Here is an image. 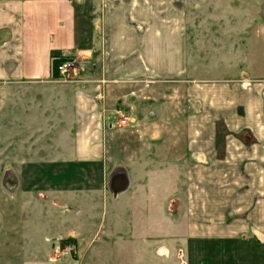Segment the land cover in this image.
I'll return each instance as SVG.
<instances>
[{"label": "crops", "instance_id": "0c3cea01", "mask_svg": "<svg viewBox=\"0 0 264 264\" xmlns=\"http://www.w3.org/2000/svg\"><path fill=\"white\" fill-rule=\"evenodd\" d=\"M260 43L264 61V26ZM60 58L73 68L58 90L52 63ZM186 76L185 13L173 0H0L4 138L22 124L19 138L42 150L22 170L52 173L42 188L52 195L32 209L9 212L2 201V220L18 226L1 229L0 264H75L26 253L106 234L109 220H153L159 179L161 218L170 219L171 204L184 218L175 230L183 264H264V84ZM31 91L35 98L14 95ZM171 171L181 172L172 187L183 192L169 191ZM82 185L84 196L54 195ZM6 235L17 236L15 249ZM12 250L21 253L14 260Z\"/></svg>", "mask_w": 264, "mask_h": 264}, {"label": "rangeland", "instance_id": "374dc122", "mask_svg": "<svg viewBox=\"0 0 264 264\" xmlns=\"http://www.w3.org/2000/svg\"><path fill=\"white\" fill-rule=\"evenodd\" d=\"M173 1L178 8H183L185 13L187 80L207 83L230 80L239 83L241 79L246 78L249 80V87L264 84V61L256 60L259 46H262L261 43L258 44V41L263 38L264 6L262 0ZM245 57L249 58L245 59ZM67 74L68 72L63 76L64 78H60L58 74L52 82L54 87L61 89L66 84L64 82L68 81ZM175 85H178L177 82L171 84V89ZM31 92H18L14 95L23 96V99L35 98L36 92ZM170 94L171 100L176 102L182 96L181 90L179 91L177 87ZM39 98L42 99V97ZM17 111L16 109L14 111L15 121ZM1 116L0 110V233L3 226L8 228L18 226V221L15 219L2 220V201L10 202L4 205V207L8 206L9 212H16L25 203L32 209L35 206V200L40 201V198L45 199L52 195L49 190L45 193V189H42L45 185H50L51 172L35 173L22 170V165L26 163H29L28 167H34L33 162L39 160L35 153L42 150L35 144V141L19 138L23 136L21 133L18 134L22 124L18 126L11 123L10 126L14 125V138L12 135L9 139L4 138L6 135L3 134ZM121 127H115L113 130H119ZM252 142L248 136H244V143L248 145V149L251 148ZM74 174L76 175V172ZM156 174L162 175L161 173ZM180 174L181 172L171 171L169 180H166V184L170 186L169 191H173L174 194L183 192L181 188L172 187V185L177 186V178ZM78 175L82 177L83 173L79 172ZM37 176L39 180L35 182ZM161 184L160 179L155 182V218L153 220L140 218L122 221L109 220L103 225V227L106 226L104 228L106 234L92 237L77 236V239L68 238L56 242L55 248H51V242H49L48 252H27L26 256L30 258L35 255L40 257L41 254H48L52 256V260L73 261L75 264H183L182 253L179 251V244L183 237L177 235L175 230L183 227L181 224L184 218L179 219L177 204L168 206L166 213L170 219L165 221L161 218L163 207L160 203ZM53 191L55 196L68 195L69 197L70 195L76 198L87 194L83 185L82 190L74 188L73 194L57 192L56 189ZM128 228H131L132 232ZM164 228H169L170 232L167 233ZM85 230L83 228L84 233ZM163 231L166 233L163 234ZM6 238L10 239L6 243L15 249L17 247L15 244L19 243L16 241L17 236L6 235ZM28 242H32V237L26 236V244ZM84 242L87 244L83 245ZM20 254L13 250L8 253L9 258L13 260Z\"/></svg>", "mask_w": 264, "mask_h": 264}, {"label": "built area", "instance_id": "2783aa9c", "mask_svg": "<svg viewBox=\"0 0 264 264\" xmlns=\"http://www.w3.org/2000/svg\"><path fill=\"white\" fill-rule=\"evenodd\" d=\"M72 62L69 60H64L57 66V72L60 76V78H64L63 76L70 70L72 69ZM127 121V118L125 116H122L120 119L121 124H125Z\"/></svg>", "mask_w": 264, "mask_h": 264}, {"label": "trees", "instance_id": "16d2710c", "mask_svg": "<svg viewBox=\"0 0 264 264\" xmlns=\"http://www.w3.org/2000/svg\"><path fill=\"white\" fill-rule=\"evenodd\" d=\"M64 60L66 59H63V58H60V59H55L53 60V72H54V76L57 77L58 76V73H57V66L63 62Z\"/></svg>", "mask_w": 264, "mask_h": 264}]
</instances>
